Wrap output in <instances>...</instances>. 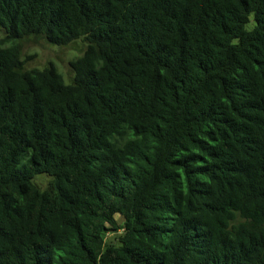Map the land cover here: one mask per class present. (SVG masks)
Returning a JSON list of instances; mask_svg holds the SVG:
<instances>
[{
  "label": "trees",
  "instance_id": "obj_1",
  "mask_svg": "<svg viewBox=\"0 0 264 264\" xmlns=\"http://www.w3.org/2000/svg\"><path fill=\"white\" fill-rule=\"evenodd\" d=\"M0 27V264H264V0H0ZM32 36L85 42L72 82L25 69Z\"/></svg>",
  "mask_w": 264,
  "mask_h": 264
},
{
  "label": "rangeland",
  "instance_id": "obj_2",
  "mask_svg": "<svg viewBox=\"0 0 264 264\" xmlns=\"http://www.w3.org/2000/svg\"><path fill=\"white\" fill-rule=\"evenodd\" d=\"M4 34H6L5 29L0 27V38ZM20 46L25 69H42L54 64L58 71L63 74L66 82H72L74 78L71 61L81 56L86 48V44L82 40L59 46L48 43L42 37L35 36L23 39ZM35 181L41 189H47L50 186L52 177L47 174H39L36 176ZM108 236L109 239H114L113 233H109Z\"/></svg>",
  "mask_w": 264,
  "mask_h": 264
}]
</instances>
